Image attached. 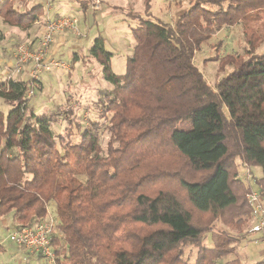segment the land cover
Listing matches in <instances>:
<instances>
[{"label": "trees", "instance_id": "1", "mask_svg": "<svg viewBox=\"0 0 264 264\" xmlns=\"http://www.w3.org/2000/svg\"><path fill=\"white\" fill-rule=\"evenodd\" d=\"M30 2L0 0V41L1 24L27 31L39 19L43 6ZM143 2L144 16L127 15L139 26L123 75L101 40L91 48L114 85L100 100L111 115L106 149L97 127L75 143L55 136L52 117L23 107L30 77L0 80L12 107L0 112V220L30 227L52 205L59 264H219L251 234L253 187L238 160L262 169L264 194V0H188L174 28L152 19L153 0ZM239 24L245 50L215 57L233 71L212 87L195 55L217 27ZM189 122L191 130L178 129ZM188 248L198 250L195 261Z\"/></svg>", "mask_w": 264, "mask_h": 264}, {"label": "rangeland", "instance_id": "2", "mask_svg": "<svg viewBox=\"0 0 264 264\" xmlns=\"http://www.w3.org/2000/svg\"><path fill=\"white\" fill-rule=\"evenodd\" d=\"M79 1L82 2V0ZM93 1L91 0L90 2L92 3ZM106 1L103 2V5H100L97 11H94L92 4L89 3L90 9L87 8L85 12H82V5L78 4L79 9H77L78 5L75 3L71 9L63 11L59 16H53L49 11L52 0H31V7H35L34 5L38 2H43L41 4L43 8L46 5L39 19H36L35 24L27 31L1 24L7 35L4 40L0 41V80L2 81L8 78L9 71H11L10 67L14 65L13 61L15 60L18 45L20 43L29 44L33 41L39 43L42 36V22L48 18L56 19L60 17H71L80 20L78 29L82 30L86 36L78 38L74 33L65 31L57 38V42L51 48L50 58L55 59L59 65L52 66L47 71L35 73L36 81L33 88L36 89L34 98L30 100L29 107L38 117L42 115L52 117V130L55 136L60 134L66 139L70 137L72 142L75 143L80 141L81 133L84 130L90 127L96 129L97 127V141L103 149H106L110 137L107 126L111 115H107L104 112L100 100L105 99V92L112 91L114 85L104 79L102 65L92 54L91 48L97 39L101 40L105 50L113 55L114 73L123 75L126 71V60L128 57H132L134 52L133 29H137L139 26V20L129 18L127 15L130 13L144 16L143 0ZM188 5V0H153L151 12L154 20L174 28L178 18L181 16V11L189 8ZM100 10L101 12H99ZM104 13L106 16H103ZM89 15H94L97 20L94 25L95 29L91 31H89L91 29L89 23L92 22L88 18ZM216 32V36L203 45L202 50L196 53L194 59L195 65L203 72L207 82L212 87H215L222 77L233 71L232 65L221 71L220 62L215 60V57L223 58L228 54L237 55L245 50V40L243 39L245 31L242 24L232 28L217 27ZM66 41H68V44L63 45ZM77 41H82L81 44L84 43L82 46L79 45V47H84L80 51L82 53L81 56L74 52L73 49V44ZM259 53H264V44L259 49ZM33 70L32 63L25 64L22 65L20 73L16 75L28 80L29 77L30 79L32 78ZM11 110L12 107L4 103V100L0 98V112L7 115ZM73 121L77 124L73 125ZM178 129L191 130L192 124L190 122L180 124ZM244 164L242 159L237 161L239 177L246 185L252 184L253 188L258 190L259 187L255 182L262 177V169L253 168L248 164L244 166ZM248 166L251 176L247 175L246 172ZM79 178L83 182L87 180L85 174H80ZM51 215L55 217L52 205L49 206V211L45 218ZM0 221L2 222L3 219ZM15 223L16 221L11 226L14 227ZM12 227L5 228L3 225L0 226V242L5 241L0 246V264H29V260H31L30 264H38V258L48 264L44 258L34 255L24 248L20 249L19 253H16L17 247L7 240ZM255 236L252 233L248 234L245 240L235 246L234 254L218 263L225 264L236 258L240 259L242 264H252L262 260L263 258L259 251L264 249V234L260 238ZM206 245L208 247L213 246L210 236H208ZM59 251L61 252V248ZM197 251L195 248L186 249V257L195 261Z\"/></svg>", "mask_w": 264, "mask_h": 264}, {"label": "built area", "instance_id": "3", "mask_svg": "<svg viewBox=\"0 0 264 264\" xmlns=\"http://www.w3.org/2000/svg\"><path fill=\"white\" fill-rule=\"evenodd\" d=\"M94 11L99 10L102 4L100 0H94L92 3ZM42 36L39 41H33L29 44L20 43L15 53L14 65L10 67L8 82L16 77L22 69V65L33 64V76L31 78L32 86L26 88V102L23 107L30 104V100L34 98V82L36 81L35 73L39 71H47L52 66L59 65L55 59L50 58L52 46L57 42V38L65 31L74 33L78 38L85 37V33L78 29L80 20L71 17H60L56 19L48 18L42 22ZM22 44V45H21ZM66 68V67H65ZM9 88V85L7 86ZM244 166H247L246 163ZM247 175L251 176L249 166L247 167ZM255 181V180H254ZM256 183V182H255ZM252 186V184H250ZM253 187V186H252ZM247 201L251 208V229L253 235L264 233V194L261 189L254 188L247 194ZM49 209H47V212ZM57 219L54 216H47L37 224L28 227H22L12 230L8 235V242L18 248H24L34 255L41 256L48 264H59L58 248H55L54 241L60 237ZM5 241H1L0 245Z\"/></svg>", "mask_w": 264, "mask_h": 264}, {"label": "crops", "instance_id": "4", "mask_svg": "<svg viewBox=\"0 0 264 264\" xmlns=\"http://www.w3.org/2000/svg\"><path fill=\"white\" fill-rule=\"evenodd\" d=\"M91 0H82V2H80L79 0L77 1V0H52V4L50 5V13H52L53 14V16H59L60 15V13H62L63 11H66L67 9L69 10V8L71 9V7L73 6V5H75V3L78 5V4H80V5H82V12H85L86 10H87V8L88 9H90V4L89 3H91L90 2ZM101 1V3H102V5H103V2L105 1V2H107L106 0H100ZM43 2H41V3H36L34 6L35 7H37V4H42ZM45 5V4H44ZM46 6V5H45ZM45 6H44V8H43V10H45ZM78 8L77 9H79V5L77 6ZM101 10H102V7H101ZM101 10L99 11V12H101ZM186 10V9H185ZM91 11V10H90ZM89 11V12H90ZM98 12V13H99ZM183 13H185V11L183 10V11H181V15L183 14ZM84 14V13H83ZM103 16H106V14L104 13L103 14ZM152 17H153V15H152ZM89 20H90V22H92V23H89V27H91V29L89 30V31H91V30H93V29H95V27H94V25H95V23H96V19H95V17H94V15H89ZM153 20H154V18H152ZM100 37V36H99ZM99 37H97V38H99ZM88 39H89V37H87ZM81 42L82 41H77L76 43L74 42V44H73V49H74V52H76L77 54H79V56H81L82 55V53L80 52V51H82L83 49H84V47L82 48L81 46L82 45H84V43L83 44H81ZM66 44H68V41H66L63 45H66ZM79 45H81L80 47H79ZM94 46V45H93ZM60 47V46H59ZM64 47V46H63ZM63 47H61V48H63ZM72 49V50H73ZM73 54V53H72ZM8 219V220H7ZM7 219H3V221L1 222L0 221V223H1V225H3V227H5V228H10V227H12L11 225H12V223H14V219L13 218H7ZM0 225V226H1ZM14 227H12L11 229L12 230H14V229H16L17 228V224L15 223L14 225H13ZM264 234V233H263ZM263 234H260V235H256L255 237L256 238H260L261 236H263ZM264 237V236H263ZM262 237V238H263ZM263 240H264V238H263ZM1 243V242H0ZM1 246V245H0ZM20 249H22V248H16V253H19V251H20ZM59 249V248H58ZM60 250V249H59ZM15 253V254H16ZM259 254L262 256V258L264 259V249H262V250H260L259 251ZM31 258V257H30ZM263 259L262 260H260V261H263ZM254 260V259H253ZM40 261V262H39ZM256 261V260H255ZM260 261H256V262H260ZM30 262H31V260H29V264H30ZM256 262H253V263H256ZM41 263H43V264H45V261H43V260H39V258H38V264H41ZM252 263V264H253Z\"/></svg>", "mask_w": 264, "mask_h": 264}]
</instances>
